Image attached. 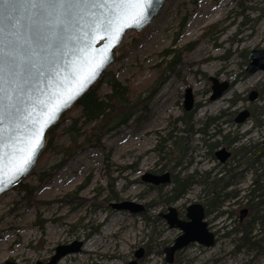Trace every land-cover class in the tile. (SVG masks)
Returning a JSON list of instances; mask_svg holds the SVG:
<instances>
[{"label":"rangeland","instance_id":"374dc122","mask_svg":"<svg viewBox=\"0 0 264 264\" xmlns=\"http://www.w3.org/2000/svg\"><path fill=\"white\" fill-rule=\"evenodd\" d=\"M183 23V31L178 34ZM134 39L136 42L129 48L127 56L115 60L107 68L120 82L134 88L153 77L151 67L169 58L164 53L166 50L178 49L189 42L196 46L184 55L186 63L178 75L168 78L154 93L144 119L136 121L138 115L134 116L126 125L104 135L100 145L84 144L41 186L36 198L46 203L28 206L20 200L22 193L16 189L0 197V264L7 260L15 264L44 261L57 245L75 240L83 242L81 250L63 257L57 264H127L139 247L145 250L139 264H170L164 261L162 249L171 244L179 232L169 228L159 213L168 205H174L182 213L185 205L208 197H200L202 188L193 185L176 201L162 205L157 189L140 177L155 169L168 170L178 177L189 172L204 176V170L211 169L217 160L199 157L205 152L206 142L203 141L208 138L220 140L225 133L238 138L230 146L232 151L237 146H253L263 141L264 71L250 74L245 68L249 51L264 48V0H166L146 28L139 32L127 31L122 42L128 44ZM209 76L219 81H234L220 98L210 101ZM187 87L192 89L193 106H197L193 129L201 128L207 116L220 117L217 126L212 125L209 129V137L194 132L187 139L189 133L182 132L184 124L179 118ZM108 90V84L103 82L101 91L106 93ZM251 90H257L258 97L249 102L247 97ZM237 97L244 99L236 100ZM249 106L259 123H255L254 116L242 123L227 122ZM76 113L74 109L71 114ZM217 130H221L218 135ZM168 133H171L170 139L162 142ZM175 136L186 138L183 159L177 164L174 158L169 159L159 151L161 146L164 150L172 148ZM61 143H68L67 135ZM191 156L195 162L189 165ZM60 158V154L46 155L36 164L35 172L48 169ZM236 163V160L232 162ZM260 167L245 159L234 168L236 171L231 169L230 174L227 173L231 176L246 169L241 177L234 176L231 185L225 187L222 184L224 187L215 204L218 207L212 214L215 217L213 230L217 231L215 244L211 247L192 244L178 251L171 264H264V203L256 211L248 204L254 168ZM217 170L219 167L212 172ZM222 174L217 173V177H223L226 172ZM227 178L223 177V180ZM35 179L36 173H31L25 181L32 183ZM171 186H162V192ZM78 188L79 195L87 202L74 206L59 201ZM258 199L256 197L254 201ZM123 200L152 204L140 214L107 207ZM240 211H245L242 219L239 218ZM244 230L248 231L249 242L243 238Z\"/></svg>","mask_w":264,"mask_h":264},{"label":"water","instance_id":"95a60500","mask_svg":"<svg viewBox=\"0 0 264 264\" xmlns=\"http://www.w3.org/2000/svg\"><path fill=\"white\" fill-rule=\"evenodd\" d=\"M165 2L166 0H151L150 3H142L138 8L129 10L127 15H124L113 25L110 32L103 29L94 30L87 41L84 40V36L81 35L78 28L71 30L65 35L67 44L65 51L71 49L76 53L75 55L61 57L59 48H49V56L52 58L60 57L62 67L63 64H67L72 74H69L67 70H62L59 73L58 83L55 88L50 89L53 95L50 100L46 101V107L44 109L37 108L34 113L30 114L28 123L33 124L34 127H28L25 122L18 119L12 120L9 115L8 99L0 97V112H3L5 116L0 121V181H2L0 183V196L12 190L32 172L45 148L48 130L58 123L62 114L70 109L115 62L116 49L121 44L125 33L129 30L139 32L146 28ZM134 20L141 22L135 24L133 23ZM3 24L5 28L3 34H0V57L6 59L11 51L9 47L10 37L6 27V19ZM245 70L250 74L264 71V48L249 51ZM209 79L212 82L210 99L213 101L227 91L229 84L226 81H218L214 76H210ZM4 86L7 87L6 78ZM256 95L257 92L252 90L248 96L249 100H254ZM69 97L72 98L71 101L65 104V100ZM192 103L191 89L187 88L184 93L183 106L185 109H189ZM57 108L59 109L58 112L55 111ZM53 115H55V119H52ZM248 116L249 110L244 109L237 114L235 121L241 123ZM10 128L16 129V131L10 132ZM37 142H39L38 147H36ZM30 153L32 154L31 162L25 165ZM228 155L229 152L225 149H220L217 153L220 160H224ZM20 167H24L25 170L16 174ZM141 180L154 185L166 184L170 182V174L169 172L162 174L146 172L141 176ZM111 206L114 209L126 210L133 214L141 213L145 209L142 204L128 200L113 202ZM185 211L187 220L178 216L174 206H169L167 212L163 214L169 227L178 228L181 232L170 246L164 248L166 262H171L174 252L191 242H197L206 247H210L214 243V235L207 229V223L203 220V206L199 203H192L186 207ZM244 215L245 211H242L240 218L242 219ZM82 245L83 242L80 240H75L69 244H59L54 248V253L46 262L38 260L34 264H56L63 256L79 252ZM142 252V248L137 250L135 259L131 260L129 264H137L136 259L141 257ZM5 264H15V262L7 260Z\"/></svg>","mask_w":264,"mask_h":264},{"label":"trees","instance_id":"16d2710c","mask_svg":"<svg viewBox=\"0 0 264 264\" xmlns=\"http://www.w3.org/2000/svg\"><path fill=\"white\" fill-rule=\"evenodd\" d=\"M183 27L184 23L180 25L178 34L183 31ZM134 42H136V39L128 44L122 42L117 47L116 61L122 60L127 56L128 50L133 46L132 44H134ZM195 46L196 45H194L193 42H189L178 49L166 50L164 53L166 56L169 55V58L163 63L151 67L153 77L143 85L135 88L132 87L131 84H123L115 75L106 70L102 77L94 83L69 110L63 113L58 123L48 130L46 135V145L37 163L39 164L42 159L49 154H60L61 158L56 164H53L43 171L35 172L34 167L31 172L36 173V179L34 182L31 183L25 181L24 178L22 182L14 187V189L22 193L20 200L24 201L28 206L46 203L47 201L36 198V192L43 184L50 180L59 169L66 165V163H68L77 152L83 148L84 144L95 143L100 145V139H102L104 135L114 132L120 127L126 125L134 116L138 115L135 118L136 121L144 119L148 115L149 103L153 98L154 93L168 78L178 75L179 69L182 66H185L186 63L184 62V55L191 52ZM103 82H106L109 86V90L106 93L101 91V85ZM231 85L232 83L230 84V87ZM238 99L244 98L237 97L236 100ZM74 109L77 110V113L72 115L71 113ZM261 112L264 113V107ZM252 116L255 117L253 111H251L250 117ZM213 119L215 118H212L211 120ZM254 119L255 123L260 122L257 117ZM209 120L210 119L204 121L205 126L208 124ZM67 121L68 123H66ZM182 121L185 125L182 132L186 133L187 130H191L192 125H190L189 119H183ZM61 126L62 128H60ZM64 135L68 136L67 144L61 143V139ZM225 135L228 134H223L224 139L226 138ZM170 137L171 133H168L167 138H164L161 141L165 142V140H169ZM175 137L177 138L172 140V148L164 150V146H161L159 151L162 152L165 157L169 159L174 158L178 161L183 155V146L181 145L183 141L182 136ZM247 152V148L244 146L237 151L239 155H246ZM252 154L253 156H257V151L252 152ZM107 158L108 155L105 159ZM107 162L110 163L109 161ZM199 179L204 182L207 190L212 193L211 196H209V202L215 201L220 195V190L217 188L219 187V182L221 180L215 178L212 179V181H209L206 177ZM198 181V177H191L190 175L182 177L172 176L170 182L172 186L166 192H162L161 186H152L150 184L149 186L157 189L159 192V203L167 205L168 203L176 201L182 197L189 188V185L191 183H197ZM262 184H264V176H257L252 181L249 189L251 198L248 200V204L254 211L264 203V185ZM256 191L259 192L256 194ZM79 193V188L75 189L73 192L68 193L64 199H60L59 201L70 203L74 206H80L87 202V199L80 196ZM256 197H259V199L254 201V198ZM149 204L150 203L147 205ZM247 232V230H244L243 238L249 242Z\"/></svg>","mask_w":264,"mask_h":264},{"label":"snow or ice","instance_id":"6c2138e0","mask_svg":"<svg viewBox=\"0 0 264 264\" xmlns=\"http://www.w3.org/2000/svg\"><path fill=\"white\" fill-rule=\"evenodd\" d=\"M145 2L151 0H0V34L4 32L6 19L11 49L6 59L0 57V97L8 99L12 120L18 119L34 127L28 123L30 114L46 107L59 73L67 70L72 74L67 64L62 67L60 57L49 56V48H59L61 57L75 55L71 49L65 51L66 33L78 28L87 41L94 30L110 32L129 10ZM71 99L65 100V104ZM4 118V113L0 112V121ZM9 131L14 133L16 129ZM31 155L25 165L31 162ZM24 170L20 167L16 174Z\"/></svg>","mask_w":264,"mask_h":264},{"label":"flooded vegetation","instance_id":"af4514ba","mask_svg":"<svg viewBox=\"0 0 264 264\" xmlns=\"http://www.w3.org/2000/svg\"><path fill=\"white\" fill-rule=\"evenodd\" d=\"M247 59H248V55H247ZM248 63V62H247ZM246 67H247V64H246ZM246 71V70H245ZM247 72V71H246ZM210 80V79H209ZM218 80V79H217ZM229 81H226V82H228V84H229V87H230V84L231 83H233V81H234V79H228ZM211 84H212V82H211ZM211 84H210V91H209V96H208V99L210 100V101H212L211 99H210V96H211V94H212V90H211ZM190 88V87H189ZM191 89V88H190ZM192 90V89H191ZM252 91V90H251ZM250 91V92H251ZM256 92H257V95H256V98L255 99H257V97H258V91L257 90H255ZM249 92V93H250ZM192 95H193V93H192ZM248 96H249V94H248ZM221 97V96H220ZM220 97H218V98H220ZM254 99V100H255ZM216 100V99H215ZM247 100L249 101V102H252V101H254V100H249V98L247 97ZM214 101V100H213ZM193 103H194V96H193ZM193 103H192V106H191V108H189V109H185L184 107H183V113H182V116H181V118H179V121L180 122H182L183 123V119H189V123H190V125H192V123H193V118H194V113H195V111L197 110V106L195 107V106H193ZM182 106H183V103H182ZM247 110H249V115H251V111L253 110L252 109V107L251 106H249V108H246ZM239 112V111H238ZM238 112H237V114H238ZM237 114L235 115V117L237 116ZM235 117L233 118V119H230L229 118V120H227V122H232V121H234V123H239V122H236L235 121ZM212 118H215V119H213V120H211ZM207 119H210L209 121H208V124L205 126L204 124H205V122H203L202 123V127L201 128H198V129H193V125H192V127H191V130H187L186 131V134L187 133H189V135H188V138L187 139H189V136L191 135V134H193L194 132H197V133H201V135L202 136H205L204 138H206V137H209V134H208V131H209V129L212 127V125L213 126H217V123H218V121L220 120V117L219 116H214V117H206L205 118V120L204 121H207ZM184 124V123H183ZM203 127H204V129H203ZM184 128H185V125H184ZM185 131V130H184ZM218 131V130H217ZM221 132V130H219L218 132H217V134L216 135H218L219 133ZM212 136V135H211ZM213 137V136H212ZM225 139H224V137L222 136L221 137V139L220 140H214V141H210V139L208 138V139H206L205 141H203L204 143L206 142V144H204V149H205V152L203 153V154H201V155H199V157L200 158H203V159H205V160H207L206 158H208V159H211V160H217V161H215V162H217V163H214V164H212V166L210 167L211 169H209V170H204V171H206V174L204 175V176H200V175H197V173L196 172H189V173H187V174H185V176H187V175H190L191 177H198V182L197 183H191L190 185H189V188L187 189V191L185 192V194L189 191V190H191V188H192V186L193 185H199L201 188H202V191H203V193H201V196L200 197H202V198H207L208 197V199H209V196H211V192L210 191H208L207 190V187H206V185L204 184V182L201 180V179H199V178H203V177H206L209 181H212V179H215V178H219L221 181L219 182V187L217 188V189H219L220 190V193H221V188H223L224 186H222V184L224 183L225 184V187H227V186H229V185H231L232 184V182H233V180H235L234 179V176L237 174L239 177H241L242 176V174L246 171V169H244V168H242V170L239 172V170H238V172H236L235 174H233V175H231V176H227V173H229L230 174V172H231V169L233 170L234 168H236L237 166H240L243 162H244V160L246 159V162L248 163V162H252L253 164H259V165H261L262 167H260V168H254V171H255V176L253 177V179H252V181L257 177V176H264V145H263V141H264V139H263V141L262 142H259V144H255V145H253V146H244V147H246L247 148V158L245 157V155H239L238 153H237V151L241 148V147H243V146H237L236 147V149L234 148L233 149V151L230 149V146H231V144L232 143H235V142H237V140H238V138L236 137V136H234V137H231V136H229V134L228 135H225ZM182 139H183V144H182V146H183V152H185V146H184V142H186V138H185V136H182ZM225 140H227V141H225ZM224 146V147H219V146ZM260 148H261V151H260ZM220 149H225L227 152H229V155L224 159V160H220L219 159V157L217 156V153H218V151L220 150ZM187 150H189L188 148H187ZM187 150H186V152H187ZM257 151V156H253V154H252V152H256ZM189 152L191 153V151L189 150ZM183 155H184V153H183ZM185 155H186V153H185ZM237 155L239 156L238 158H237ZM237 158V159H236ZM183 159V156H182V158L181 159H179L178 161H176V164L180 161V160H182ZM201 159H199V161H200ZM234 160H236V164L234 165V164H232V162H234ZM202 161V160H201ZM204 161V160H203ZM193 162H195V158H194V156H191V157H189V161H188V163H189V165H192V163ZM175 166V165H174ZM232 166H234V168L232 167ZM217 167H219V170H217V171H215V173H213L212 171H214ZM221 167V168H220ZM235 171L237 170V169H234ZM191 171H194V170H191ZM164 172H169V174H170V178L172 179V176H173V174H172V172H170V171H168V170H162V169H155L154 170V172H151V173H153V174H162V173H164ZM211 172L213 173V176H211ZM225 173L226 172V174H224V176L223 177H228L227 179H226V181H224L223 180V177H217V173H219V174H222V173ZM223 175V174H222ZM222 175H220V176H222ZM141 179V178H140ZM195 180V179H194ZM197 181V180H196ZM196 181H194V182H196ZM252 181H251V183H252ZM251 183H250V186H251ZM259 183V182H258ZM149 184V183H148ZM170 184V183H169ZM150 185H152V186H165L164 184H157V185H153V184H150ZM260 185V184H259ZM263 185V184H262ZM219 193V194H220ZM223 196L226 198L227 197V194H223ZM218 198H219V196L216 198V200L215 201H211V202H209V200L207 199V200H196V201H194V202H192V203H199V204H201L202 206H203V209H204V217H203V220L204 221H206V223H207V229L210 231V232H212L213 233V235H214V243H213V245L215 244V242H216V239H217V231L216 230H213V226H212V222H213V219H215V217H213L212 216V214L213 213H215L216 212V210H214V209H216V207H218V205H215L216 204V201L218 200ZM150 204L149 205H147L148 203H146L145 205H144V207H145V209H144V211L147 209V207L148 206H150L152 203L151 202H149ZM192 203H189V204H187V205H185L184 206V210H183V212L181 213V211L179 210V208H177V207H175L176 209H177V212H178V216L181 218V219H184V220H187V217H186V211H185V209H186V207L187 206H189V205H191ZM105 206H107V204H105ZM170 205H168L167 206V208H166V210L164 211V212H160L159 213V215L158 216H160L162 219H164L165 221H166V219L163 217V214L164 213H166L167 212V209H168V207H169ZM107 207H110V208H112V209H114L112 206H111V204L110 205H108ZM114 210H117V209H114ZM144 211H142V212H144ZM241 212L242 211H240V215H241ZM240 215H239V218H240ZM241 219V218H240ZM167 223V222H166ZM168 225V224H167ZM169 226V225H168ZM169 228H175V227H169ZM176 229H178V228H176ZM178 234L174 237V239L181 233L180 232V230L178 229ZM174 239H173V241H174ZM173 241H172V243H173ZM171 243V244H172ZM171 244H169V245H167V246H170ZM192 244H199V243H197V242H191V243H189V244H187L186 246H184V247H182V248H180V249H178V250H176L175 252H174V254H173V260L171 261V262H166L165 261V259H164V261L166 262V263H173V261H174V258H175V254L178 252V251H180V250H182V249H184V248H187L188 246H190V245H192ZM199 245H201V244H199ZM212 245V246H213ZM167 246H165V247H167ZM201 246H203V247H206L205 245H201ZM164 247V248H165ZM211 247V246H210ZM140 248H142V250H143V252H142V255H141V257H139L138 259H136V261H137V264H139L140 263V261L142 260V257H143V255H144V248L143 247H139V248H137L135 251H134V253H133V257L127 262V264H129V262L131 261V260H133V259H135V252L137 251V250H139ZM164 248L162 249V252L164 253V258H165V252H164ZM53 252H54V249H53ZM70 255V254H69ZM51 256V255H50ZM50 256L46 259V260H44L43 262H46L49 258H50Z\"/></svg>","mask_w":264,"mask_h":264}]
</instances>
